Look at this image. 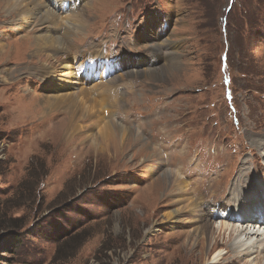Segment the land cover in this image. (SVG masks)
<instances>
[{"label": "rangeland", "instance_id": "rangeland-1", "mask_svg": "<svg viewBox=\"0 0 264 264\" xmlns=\"http://www.w3.org/2000/svg\"><path fill=\"white\" fill-rule=\"evenodd\" d=\"M68 1L72 8L55 9L56 27L15 13L36 10L32 0L0 5V243L20 236L16 254H2L1 264H211L220 249L217 264H264L263 241L251 255L237 248L236 234L193 248L190 223L164 221L178 197L174 184L163 192L159 182L179 170L212 224L243 207L234 185L245 195L253 180L264 184V145L255 146L264 142V0ZM47 34L64 47L34 54L35 37ZM86 53L119 65L102 79L119 89L109 114L90 94L100 79L88 85L93 77L84 79L91 73L83 65L78 82H64L65 59ZM42 64L58 68L55 81L43 83ZM70 93L88 108L68 123L66 107L54 111L46 102ZM101 114L139 133L141 143L114 159L90 149ZM254 195L264 201V192ZM243 197L250 207L252 198Z\"/></svg>", "mask_w": 264, "mask_h": 264}, {"label": "bare ground", "instance_id": "bare-ground-1", "mask_svg": "<svg viewBox=\"0 0 264 264\" xmlns=\"http://www.w3.org/2000/svg\"><path fill=\"white\" fill-rule=\"evenodd\" d=\"M78 1L84 2L85 0H78ZM27 2H28V0H27ZM32 2H34L36 10H31V11L29 10L30 11L29 12L28 10L22 9V10L18 11V9H16L15 13L19 14L22 17V20H24L30 14H36V18H35L36 24H40V25L41 24H47V25L55 26V27H56V24L58 22H60L59 21L60 17L56 15L55 9L57 8V9L61 10L62 8H67V7H64L65 4L68 5V7H71V8L73 7V5H72L73 3L72 4L69 3L68 0H63L61 6H57L58 0H51L50 1L51 5L48 8L40 0H32ZM60 2H61V0H60ZM23 3H25V0H3V1L0 0L1 7H5V6H7V4H9L12 7L17 6V8H18L20 6H23ZM38 3L40 5H38ZM86 6L87 5H85V7ZM30 9H32V8H30ZM71 15H74V14H71ZM71 15L69 17L65 16L64 19L66 18V20H67L68 18H72ZM76 17L73 20V22L75 24L80 25V28H81V26H83V22L80 20L78 21ZM64 21L65 20H63L62 22H64ZM68 21H69V19H68ZM67 24H68V22H67ZM58 25H59V27L61 26V24H58ZM74 32H76V30ZM59 38H54V37L50 36L49 34L35 37V39L33 41V48L35 49L34 54L38 55L39 53L42 52L44 55L49 57V55L44 53V52H51V51H56V50L62 49L64 47V45ZM92 55H94V54H92V53L87 54L86 53V54H82L78 58L72 56L73 61L71 59V55H69L65 59V61H67V63L65 66L63 65L62 67L65 69V71L63 72V76L66 77L64 82L67 83V85L72 84V83H76V82H78L79 79H81L82 75L78 76L80 78H78V77L76 78L75 76L78 75V71H80V72L83 71L80 69V66H82L84 63H86L91 58ZM106 59H107L106 56L102 53H96L95 56H93V60H100L102 62L103 68L105 66L104 63H105ZM77 60H80L79 61L80 64L77 65V69H76L75 64H76ZM41 66L38 70V74L41 76V80L43 81V83L48 84L47 80L50 79L49 77L52 78V79H50V80H52V82L55 81L54 79L56 78V75H58L60 73L58 68L49 67L48 65H45V64H42ZM100 72H101V69H100ZM91 77L92 76L90 74H86V76H84V79L87 80V78L90 79ZM94 78H96V77L93 76V78L91 80L87 81L88 85H89V83L92 84V82L94 81L93 80ZM99 79H100V82L99 83L96 82V83H98V85H101L102 88L100 89L99 86H96V88L98 89L97 95L95 92L94 93L90 92V94L93 96H98V98H100L101 100H104V102H103L104 105H103L102 110L104 109L109 114L110 108H111L112 112H113V109H112V103L108 104L107 101L110 97H111V99H114V97L116 96V94H115L116 90H119V89L117 88L118 86L111 87V86H109V84L104 82L102 80L103 77L101 74L99 75ZM75 80H77V81H75ZM82 83H86V82H84V80H82ZM93 87L90 86L89 90L91 91V88H93ZM65 88L66 87H62V88L60 87V90H63ZM77 97L74 96V93L73 94L70 93V95H59V96H55L53 98H47V99H50V101H47L46 104L50 108V110H54V111H56V109L59 110V109H63L64 107H66L65 109L69 113L68 114V121H67L69 123V122H72L75 120L76 115H85L86 110L88 108V105H86V103H84V100H80ZM81 98H84V97H81ZM96 125H99L98 131L96 133H94L93 136L87 137L88 139H93L91 144L89 145V148L96 150V153L99 152V153H102L103 155H110L109 157L114 159L118 152L123 154L128 149V146H130L132 144L131 142H133V144H134V143L140 141V143H141V137H140L139 133L129 132L128 130L123 129V128L119 127L118 125L116 127L115 123L111 120V118H108L107 120H105V117L102 114L100 115V117L97 118ZM263 145H264V142L262 140L260 141V143L255 144V146L258 147L260 150H262ZM144 148H145V146H143V149ZM98 149H100V151ZM149 150H150V148H149ZM149 150L147 152L145 150V152L148 153V155L151 154V152ZM112 152H114L115 155ZM140 152H142V150ZM99 153H97V154H99ZM136 153H137V151H136ZM141 154H144V153H141ZM155 154H154V156H155ZM157 156L159 157V155H157ZM137 159H139V158H137ZM164 175L165 176L162 177L163 180L162 179L159 180V182L162 183V191L164 190V187L167 184H169V183L174 184L175 189H171L170 192H172L174 195H176L175 197H178L177 200H173L174 201L173 204L171 202V204H172L171 205L172 207H170L171 210L167 214L163 215L165 217L164 221H168V223L170 221H173V224L174 223L182 224V222L188 223V224L190 223L191 224L190 226L192 229L186 235H188V237L189 236L194 237L193 242H192L193 248H197L199 246V242L200 243L202 242L206 246V248L207 247L209 248L213 242L216 243L217 240L223 238V235L226 234L229 237L231 234H236V238L238 239L237 243L239 245L237 248H239L240 251L244 252V251H250L251 250V255H254L256 253H261V250L260 251L258 250L255 252L253 248L257 247L256 245H257L259 240L263 241V243H264V219L263 220H257V219L253 220V219L256 217L258 219L264 218V206L262 207L261 205H256L257 202H259L260 204H261V202L264 203L263 198H261V197L258 198L254 195L257 192L259 193V195H261V193L264 192V184L261 183L262 181H254L252 179L253 180V181L251 180L252 184H251V186H249L252 188V190L247 191L249 194L246 192L245 195L242 194L243 193L242 188L244 187V186H242V184L241 185L238 184L239 187H237V184H236V186L234 185L233 186L234 193L232 192V194L234 195L233 196L234 201L236 203H238L239 205H243V207H241L240 209H238V207H237L235 210H233L230 213L231 216L228 213V215L230 217H225V218L221 217L222 222L220 224H212V223L206 222V217L209 215V213H204L203 210L201 209V205L198 202L191 200V198H189V196H191L190 193H192V195H193V189L190 187L189 182H187V179H185V177H183V178L181 177V172L179 170H177L175 172L166 171L164 173ZM161 176H163V175H161ZM256 178H257V176H255V180H256ZM155 182L157 183L158 180ZM155 182L153 184H151L152 187H150L148 189V190H150L148 192L149 196L155 190ZM158 186H159V184H158ZM256 189H257V192L252 193ZM232 194H231V196H232ZM241 194L243 196L248 197L247 199L252 198V199H250L252 201L250 207L247 204H245V197L242 196L240 199H238V196ZM247 199H246V201H247ZM154 200H156V203H160L159 202L160 199L158 200L155 198ZM154 200H153V202H154ZM160 201H162V200H160ZM153 202L151 204H149L150 207H153V205H152ZM225 209H226V206H223V209H220L219 212H225L226 211ZM185 212L189 213L191 216H193V220L191 222L184 221V218H186V217H183ZM245 218L249 219V221L244 222ZM252 220H253V222L251 223ZM232 237H233V235H232ZM234 240L235 239H233V241ZM263 250H264V247H263ZM207 251H206V253L203 251V254H204L203 258L204 259L207 257V256H205V255H207ZM190 252L193 253V250H191ZM224 253L226 255V252H224ZM190 255H192V254H190ZM247 255H248V253H247ZM251 255L249 254L248 256H251ZM223 256H224L223 251H222V249H220L219 251L215 252L212 255L211 259L208 260L207 262H210L211 264H217L218 261L221 260Z\"/></svg>", "mask_w": 264, "mask_h": 264}, {"label": "trees", "instance_id": "trees-1", "mask_svg": "<svg viewBox=\"0 0 264 264\" xmlns=\"http://www.w3.org/2000/svg\"><path fill=\"white\" fill-rule=\"evenodd\" d=\"M19 234H10L6 235L2 238V241L0 243V264L1 262L5 261V259H2V254L6 255H13L17 252V247L19 244Z\"/></svg>", "mask_w": 264, "mask_h": 264}]
</instances>
